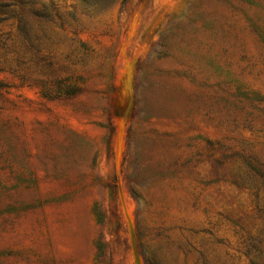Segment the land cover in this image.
<instances>
[{
  "label": "rangeland",
  "instance_id": "rangeland-1",
  "mask_svg": "<svg viewBox=\"0 0 264 264\" xmlns=\"http://www.w3.org/2000/svg\"><path fill=\"white\" fill-rule=\"evenodd\" d=\"M134 257L264 264V0H0V264Z\"/></svg>",
  "mask_w": 264,
  "mask_h": 264
},
{
  "label": "bare ground",
  "instance_id": "bare-ground-1",
  "mask_svg": "<svg viewBox=\"0 0 264 264\" xmlns=\"http://www.w3.org/2000/svg\"><path fill=\"white\" fill-rule=\"evenodd\" d=\"M122 132V131H121ZM123 134V133H122ZM119 138H120V136L118 137V141H119ZM120 144V143H119ZM119 146V145H118ZM121 146V145H120ZM118 149H121L120 147L118 148ZM119 155V154H118ZM128 205H129V202H128ZM128 205H125V206H128ZM130 206V205H129ZM128 206V207H129ZM126 209H127V207H125ZM130 207H129V209H128V212H127V210H126V214H125V216H127L126 218H127V220H128V222H129V228H130V230H131V223H130V217H131V213H130ZM133 264H139V261L137 260V258H135L134 257V259H133Z\"/></svg>",
  "mask_w": 264,
  "mask_h": 264
}]
</instances>
